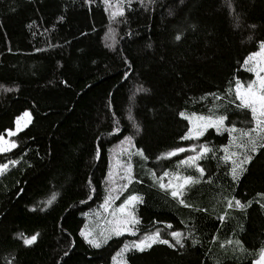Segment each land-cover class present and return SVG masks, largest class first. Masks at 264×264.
Listing matches in <instances>:
<instances>
[{
	"label": "trees",
	"instance_id": "obj_1",
	"mask_svg": "<svg viewBox=\"0 0 264 264\" xmlns=\"http://www.w3.org/2000/svg\"><path fill=\"white\" fill-rule=\"evenodd\" d=\"M144 5L132 0L121 22L110 23L101 0H0V133L13 129L25 112L32 116L11 137L17 147L0 154V163L19 161L0 176V264H113L111 257L135 237H113L94 248L79 233L86 215L104 202L109 171L115 174L118 161L128 162L119 151L126 136L148 159L131 157L135 179L116 203L128 194L142 196L135 209L138 237L171 224L167 231L182 232L184 244L127 252V264L259 259L264 149L233 181L231 162L220 159L228 132L209 129L199 140L183 141L189 124L180 113L214 111L227 115L226 126H248L250 112L231 101L237 79L244 85L254 79L243 60L264 41V0H144ZM141 86L147 91H138ZM201 143L215 155L198 162L205 175L185 191L183 198L193 206L186 208L154 184L149 172L175 171L190 153L157 157ZM181 171L199 176L194 168ZM232 197L251 204L228 208L225 198ZM32 235L35 242L25 245L23 238Z\"/></svg>",
	"mask_w": 264,
	"mask_h": 264
},
{
	"label": "snow or ice",
	"instance_id": "obj_2",
	"mask_svg": "<svg viewBox=\"0 0 264 264\" xmlns=\"http://www.w3.org/2000/svg\"><path fill=\"white\" fill-rule=\"evenodd\" d=\"M86 3H91L92 0H85ZM102 4L105 6V11L109 13L110 23H119L121 19L125 16L126 9L130 8L132 0H101ZM149 4L153 3L154 0H147ZM141 6L144 5V0H140ZM115 30L109 28L108 36L110 39L115 41ZM176 40H180L181 36L176 35ZM111 47L112 45H107ZM127 64V60H125ZM243 64L246 67V71L252 73L255 79L250 80L246 86L237 79L235 81V98L234 101H239L236 105L237 108L245 109L250 112V121L248 126L244 128H237L235 124L230 127L225 125V121L228 119L225 114H216L214 111L210 112L209 115H186L184 112L180 113L183 119L188 121L189 127L187 131L180 137L183 141H193L199 140L205 135L209 129H215L217 132L224 130L229 134V144L223 146L222 151L225 153L224 156L220 157L223 161L231 162L230 174L233 181L239 179L245 171H247L246 165H248L253 156L264 149V41L259 43V49L257 51L251 52L244 60ZM127 76V73H125ZM2 87V86H0ZM11 91V89H7ZM138 91H147L143 89L142 86ZM232 89L228 92L231 93ZM216 99H221L217 96ZM24 116H28V113H24ZM132 119V117H129ZM21 118L16 120V130L5 129L3 133H0V153L10 152L12 149L17 147V144L11 137L15 136L21 128L20 124ZM26 126V125H25ZM133 127L139 132L140 126L134 124ZM119 127L114 128V132H119ZM6 133V135H5ZM238 135H235L237 134ZM234 148L235 150L230 151ZM134 149V151H133ZM119 151L128 156V162L120 164L121 174L119 175V183L114 179V173L110 170L108 176L106 177V196L104 197V202L100 207L103 209L104 213H108L111 219L104 220L105 227L99 228H89L85 225V228L80 230V236L84 238L85 242L94 248H100L103 244H106L109 239L113 236L120 237L125 233L137 237L138 231H140L139 226L141 220L136 216L135 209L138 204L143 203V197L137 194H128L125 196L123 201L117 206L113 207L115 202L121 198L122 195L128 190L129 185L135 179L132 171L131 157L133 155L141 157L143 160H147L148 157L142 149L136 148L133 143L132 136H126L122 141H120ZM180 153H190L186 155L183 159H179L176 164L175 171H164L162 175L157 176L155 172L150 171L153 183L158 185L162 191L168 192L170 196L177 200L179 204L186 208L193 207L186 203L184 193L188 187L193 184L200 182V178L205 175V168L202 167L198 162L205 159L209 153L215 155L213 148L209 147L206 143H201L197 145H190L189 147L176 146L171 150L162 153L157 159H171L172 157H178ZM100 148L97 146L96 156L99 157ZM19 161L9 160L8 163H0V175H3L9 167V164L15 165ZM119 163V162H118ZM185 171L189 168H194L199 176L185 175L181 169ZM165 178L167 183H165ZM139 182V181H138ZM91 185V181H89ZM94 191V189H93ZM258 196L264 198V194L258 193ZM52 199H55L53 196ZM91 199V195L89 196ZM227 200L228 208H239L244 209L250 206L251 201L247 204L241 203L239 199L232 197L231 199L225 198ZM49 200L47 203H51ZM259 203V201H257ZM264 207V204L260 205ZM111 209V211H109ZM196 211H205V209H195ZM97 216L101 213H96ZM223 221L224 216L219 217ZM171 224H166L164 229L156 228L153 231L144 232L137 239L130 242L126 241L123 246L111 257L113 264H127V259L125 254L130 251L145 252L151 249L155 244L167 245L170 248H175L179 245L181 248L184 247L183 244V233L180 231H167V229H172ZM95 233V234H94ZM171 237V241L167 238ZM36 235H32L30 238H23V243L25 245H30L36 240ZM215 239V237L213 238ZM174 242V243H173ZM193 243H196L194 240ZM229 244L232 241H228ZM237 245H240V241H236ZM223 248L224 245L221 244ZM242 247V246H241ZM252 264H264V246L259 250V259L253 260Z\"/></svg>",
	"mask_w": 264,
	"mask_h": 264
},
{
	"label": "rangeland",
	"instance_id": "obj_3",
	"mask_svg": "<svg viewBox=\"0 0 264 264\" xmlns=\"http://www.w3.org/2000/svg\"><path fill=\"white\" fill-rule=\"evenodd\" d=\"M247 67V66H246ZM252 76H254V75H252ZM254 79H255V76H254ZM246 86V85H245ZM26 113V112H25ZM27 113H28V116H24V114L21 116V117H19V118H21V120H20V124H21V128H20V130L17 132V134L18 133H21V131H23V130H25L30 124L29 123H31V121H32V116H31V113L29 112V111H27ZM186 115H192L193 113H188V112H184ZM194 114H196V113H194ZM196 115H200V114H196ZM183 118V117H182ZM15 126H14V128L12 129V130H16V122H15V124H14ZM26 125V126H25ZM213 130H215V129H213ZM222 131V130H221ZM16 134V135H17ZM13 150V149H12ZM0 154H3V153H0ZM119 162V161H118ZM117 162V166H118V171L117 172H115V175H114V179H116L117 180V182L119 183L120 181H119V175L121 174V170H120V167H119V165L120 164H124V163H122V162H119L118 163ZM1 176V175H0ZM117 202V201H116ZM115 202V204L113 205V207H117L119 204H117ZM103 204V203H102ZM101 204V205H102ZM109 211H111V209L109 210ZM101 213V215H99V216H97L96 215V213ZM105 218L106 219H111V216H109L108 215V213H104L103 212V209L100 207L96 212H93V213H91V214H87L86 215V219H87V224L86 225H88L89 226V228H95V229H97V230H99V228H103V227H105V225H104V220H105ZM95 234V233H94ZM138 235H139V231H138V233H137V237H138ZM123 236H129V237H133V236H131V235H129V234H127V233H125ZM113 237H116V236H113ZM112 237V238H113ZM137 237H135L133 240H135V239H137ZM117 238V237H116ZM110 240V239H109Z\"/></svg>",
	"mask_w": 264,
	"mask_h": 264
}]
</instances>
